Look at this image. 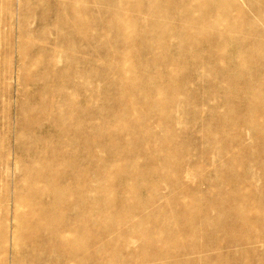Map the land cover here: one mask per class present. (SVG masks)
Listing matches in <instances>:
<instances>
[{"label": "rangeland", "instance_id": "rangeland-1", "mask_svg": "<svg viewBox=\"0 0 264 264\" xmlns=\"http://www.w3.org/2000/svg\"><path fill=\"white\" fill-rule=\"evenodd\" d=\"M218 7L231 38L216 44L192 20ZM263 15L264 0H0V193L35 163L46 200L51 176L68 195L74 176V264H161L146 234L172 226L189 263L264 264L260 226L251 245L219 228L264 206V136L242 118L264 81ZM40 246L18 256L37 264ZM56 250L43 264H73Z\"/></svg>", "mask_w": 264, "mask_h": 264}, {"label": "bare ground", "instance_id": "bare-ground-1", "mask_svg": "<svg viewBox=\"0 0 264 264\" xmlns=\"http://www.w3.org/2000/svg\"><path fill=\"white\" fill-rule=\"evenodd\" d=\"M195 0H192L194 2ZM138 4L135 5L137 7ZM223 8H217L210 14L203 12L199 13L197 21H193L198 29L192 33L207 34L213 36L218 43L228 42L231 38V31L219 25ZM122 10V8H120ZM214 14V19H211ZM155 16H159V12H155ZM264 17V15H263ZM130 29V26H128ZM127 27H125L128 32ZM196 33V34H197ZM245 36H243L244 38ZM259 39H264V33H261ZM196 44H204L212 46L213 43L208 39H197ZM252 47H247V50ZM246 49L240 48L237 52L238 56L243 55ZM206 66V65H205ZM242 118L256 123L255 133L264 136V81L252 88V93L249 96V103L244 109ZM259 124V125H258ZM258 125V126H257ZM12 156V155H11ZM172 162V161H171ZM170 162V163H171ZM38 171L39 165L32 164L26 171L25 175L18 180L16 192L3 195L0 193V264H25L26 255L20 254L22 247L32 248L33 243L40 244V248L44 251V255L37 259V264H43L47 259H52L56 254V244L65 247L67 253L61 254L65 261L74 264V255L78 253L84 245V234L74 235V176L71 179L70 185H73L72 194L68 195L66 189L60 185V181L56 177L51 176L47 181V186L52 187L53 190L48 194L49 200L45 199L43 193V183L41 175H32V171ZM178 178L177 175H173ZM241 188L240 198L246 200L248 194ZM67 194V195H66ZM122 199L121 203H125ZM66 204L64 209L67 213L72 210L65 223V217L58 214L60 204ZM120 203V204H121ZM68 208V210H67ZM188 209V207H186ZM235 214L237 221L233 225L221 224L219 228L237 229L242 238L246 240L248 245H251V236L253 230L258 226L264 230V206H257L251 202L241 203L237 207L231 209ZM250 213H252L250 215ZM189 222L193 221V215H188ZM15 222V223H14ZM64 225V226H63ZM172 234L166 239L155 235L150 242L147 239L146 244L152 246L153 243L158 248V257L161 264H188L189 262L183 259V255L176 249L174 241L181 237L177 228L172 226ZM260 234V233H259ZM258 234V235H259ZM260 237H264L261 235ZM198 245H191L197 247ZM75 247V248H74ZM69 250V251H68ZM144 255V254H143ZM132 258L133 256L130 255ZM145 258H147L144 255ZM7 260V261H6ZM131 261V258H128ZM210 264H223L221 256H217L210 260ZM247 261V262H246ZM251 264L250 257L245 256L243 264ZM65 264V263H62ZM193 264V263H189Z\"/></svg>", "mask_w": 264, "mask_h": 264}]
</instances>
